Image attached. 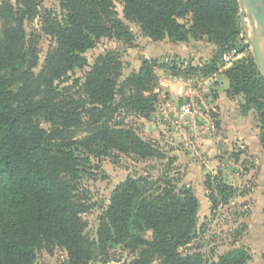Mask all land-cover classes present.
I'll return each instance as SVG.
<instances>
[{"label": "trees", "instance_id": "16d2710c", "mask_svg": "<svg viewBox=\"0 0 264 264\" xmlns=\"http://www.w3.org/2000/svg\"><path fill=\"white\" fill-rule=\"evenodd\" d=\"M115 1L60 0L59 17L42 10L40 0H0V264H34L37 250L57 246L67 251V264H91L96 248L106 253L118 245L131 250L127 264H200L201 253L181 251L196 232L199 199L167 175L126 177L99 217L97 240L84 233L82 214L89 207L80 179L89 156L78 150L94 157L113 150L160 156L156 143L115 121L124 108L144 118L154 111L155 62L145 59L123 78L118 56L106 51L83 76L71 78L89 64L86 52L101 38L133 39L126 21L140 24L154 40L214 41L217 54L207 73L218 72L226 57V93L245 96L243 111L257 112L264 147V75L241 37L238 0H119L123 18ZM37 18L41 32L56 41L39 73L40 34L28 35L26 28ZM205 186L213 210L237 194L219 175H209ZM146 231H152L150 239ZM250 258L245 248H234L213 264Z\"/></svg>", "mask_w": 264, "mask_h": 264}, {"label": "rangeland", "instance_id": "374dc122", "mask_svg": "<svg viewBox=\"0 0 264 264\" xmlns=\"http://www.w3.org/2000/svg\"><path fill=\"white\" fill-rule=\"evenodd\" d=\"M40 1L42 10L51 9L62 17L60 0ZM115 2L119 16L123 18V4L119 0ZM126 22L132 30L133 39L125 42L113 37L101 38L96 47L86 52L89 64L71 72V78L83 76L97 57L106 51L118 56L123 78L138 71L145 59L155 62L156 88L161 86V91L156 93L154 90V111L144 118L124 108L115 121L124 122L143 139L156 143L160 156L143 159L113 150L107 156L94 157L82 149L78 150L79 155L89 156V160L84 162L86 167L80 179V193L89 207L82 214L86 220V237L97 240L99 217L108 206L114 189L126 177L156 179L167 175L174 179L177 187H190L200 202L196 232L191 241L181 247L184 255L201 253L200 264H213L228 251L245 248L251 255L246 264H264V147L260 142L261 124L254 109L244 112L241 108L245 96L225 97L229 88V80L222 73L226 57H221L222 66L218 72L207 73V67L217 54L218 45L214 41L207 37L186 41H173L168 37L154 40L143 32L140 24ZM255 22L253 14L250 11L242 13L240 7L241 37L253 56L247 35ZM26 28L28 35L34 31L40 34L39 66L35 70L39 73L56 41L41 32L39 18L26 22ZM69 83H62V87ZM173 83L177 86L178 94H174L178 95L177 98L171 93ZM187 93L196 97L192 103L195 113L188 117L182 116L180 111ZM220 94L224 98L220 99ZM42 126L50 128V123L43 119ZM209 175L221 176L237 191L228 203L222 202L215 210L211 207L205 186ZM151 236L152 231L145 232L146 238ZM94 252L91 264H127L132 258L131 250L125 245L114 246L106 253L97 248ZM67 262V251L57 246L52 251L46 248L37 250L34 264Z\"/></svg>", "mask_w": 264, "mask_h": 264}, {"label": "water", "instance_id": "95a60500", "mask_svg": "<svg viewBox=\"0 0 264 264\" xmlns=\"http://www.w3.org/2000/svg\"><path fill=\"white\" fill-rule=\"evenodd\" d=\"M241 12L246 13L250 11L253 14L256 22L253 23V32L247 35L248 43L251 45L252 49H254V58L258 65V68L264 75L263 68L264 67V55L262 52H258L256 50V44L262 38L264 43V0H238Z\"/></svg>", "mask_w": 264, "mask_h": 264}, {"label": "built area", "instance_id": "2783aa9c", "mask_svg": "<svg viewBox=\"0 0 264 264\" xmlns=\"http://www.w3.org/2000/svg\"><path fill=\"white\" fill-rule=\"evenodd\" d=\"M162 85V83H161ZM156 93H158L159 91H161V86H159L158 88L155 89ZM190 94V93H189ZM187 93L186 96V99L183 101L182 105L180 106V111L182 113V116H193L194 115V105L192 104L194 99L193 98H196L194 95H189ZM190 98V100L188 99ZM194 112V113H193Z\"/></svg>", "mask_w": 264, "mask_h": 264}, {"label": "bare ground", "instance_id": "6f19581e", "mask_svg": "<svg viewBox=\"0 0 264 264\" xmlns=\"http://www.w3.org/2000/svg\"><path fill=\"white\" fill-rule=\"evenodd\" d=\"M252 30H253V27H252ZM250 28L248 29V31H249V34H251L252 31ZM254 50V49H253ZM256 50L258 51V52H262V54L264 55V43H263V40H262V38L258 41V43L256 44ZM263 68V71H264V67H262Z\"/></svg>", "mask_w": 264, "mask_h": 264}, {"label": "crops", "instance_id": "0c3cea01", "mask_svg": "<svg viewBox=\"0 0 264 264\" xmlns=\"http://www.w3.org/2000/svg\"><path fill=\"white\" fill-rule=\"evenodd\" d=\"M171 93L173 94V96H175V98H177L178 97V95H174V94H178L177 93V86H174V83L171 85ZM220 96V99H222V98H224V95H219ZM225 97L227 98V94L225 93ZM176 105H177V103H176ZM152 118H153V116H152Z\"/></svg>", "mask_w": 264, "mask_h": 264}]
</instances>
